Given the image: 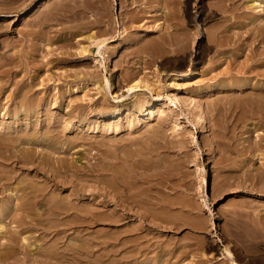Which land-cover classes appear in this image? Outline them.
Returning a JSON list of instances; mask_svg holds the SVG:
<instances>
[{
  "label": "rangeland",
  "instance_id": "obj_1",
  "mask_svg": "<svg viewBox=\"0 0 264 264\" xmlns=\"http://www.w3.org/2000/svg\"><path fill=\"white\" fill-rule=\"evenodd\" d=\"M262 1L264 0H259L262 7L255 10L256 7L251 6L252 0H0V88L3 89L0 91L1 123L16 121L12 113L15 105L13 102L16 103L14 99L17 97L15 93L19 90L17 86H21L19 82L22 83L26 77L37 73L41 77L36 80L35 90H41V93L44 89L42 80L49 74L53 76V81L46 84H51L52 87L47 97L58 95L63 100L76 88L81 92L76 95L79 103L85 102V96L91 95L90 97L100 98L99 103L107 113L117 112L119 109L118 112L122 113L134 108L135 102L142 101L141 98L144 103H149L146 102L145 105H152L156 102V97L163 95L162 103L165 107L162 106L161 109L163 111L167 108L164 114H155L154 120L133 132L123 129V133L116 137L119 139L90 133L84 125H81L83 130L64 129L61 133L62 128H65L63 126L60 127L61 136L55 138L57 141L59 139V145L54 150H47L41 145L25 144L21 149L16 148V145L8 146L13 158L16 153L19 155L17 149L28 148L32 153L28 155L34 154V159L39 161V165L34 166L14 165V160L5 156L8 149L7 140L3 138L9 132L0 133L3 136H0V140L6 146H0L3 147L1 152H4H0L3 156L0 158H7L0 161V172L3 171L0 173L3 181L1 184L4 183L9 188L7 191H0V212L7 204L12 209L0 213V223L5 225L0 229V264H123L118 252L112 255L116 250L111 245L116 244L117 235L124 227L123 231L133 225L134 231L127 229V234H137L143 241L139 243L145 244V249L146 243L148 250L153 243L156 245L147 250L151 255L148 258L155 259V262L150 260L147 264H235L233 257L226 252L227 248L234 253L238 264H264V96L257 93L259 87L252 89V86H247L242 81L244 76H255L256 71L260 75L252 79V84L264 81V54H258V50L253 55L250 54L252 48L253 51L259 48V51L264 50V33L262 31L263 34H260L261 31L248 24L249 17L256 14L261 16L257 10L264 9ZM157 25L162 26L161 30L156 28ZM176 33L185 36L186 43L174 41ZM92 34L97 36V41L109 39V44L101 54L94 42L87 40ZM81 47H90L88 53L91 52L90 56L96 57L101 65L92 67L88 59L91 57L88 53V56L82 54ZM257 59L258 62L255 61ZM248 62L256 70L245 73L244 66ZM241 64L242 70L239 69ZM188 68L197 71L195 77L173 83L172 78L186 72ZM63 70L68 71L64 73ZM87 71H94L103 85L109 79L112 91L108 94L104 91L100 95L93 86L83 88L74 79H64V76L73 77ZM140 74L150 82L153 89L141 90L137 96L131 95L126 90ZM154 82L158 83L157 87ZM54 86H57L55 92ZM63 89L65 94L61 93ZM44 93L45 91L43 95ZM180 97L184 104L177 109L172 103ZM162 103L160 102L161 105ZM89 108L97 109L96 106ZM140 113L137 111V115ZM44 120L45 118L42 121ZM18 126L24 128V125H14V135ZM66 142L62 149L61 144ZM106 150L113 151L112 155ZM131 153L133 156H130ZM47 154H50V159ZM59 160L67 165H75L66 172L57 171ZM85 165L89 168L84 167ZM95 165L98 167L97 172L92 175L89 169ZM99 165L107 174L111 171L112 175L123 172L124 177L117 174V177L124 179L123 182L121 179L117 184L111 181L109 183H114L111 187V184H107L109 179L106 182L100 175L101 172L106 173ZM2 166H6L7 170ZM35 168H40L39 172ZM128 172L136 177L141 174L139 179L133 176L131 178ZM125 173L128 178H125ZM111 174L109 175L112 176ZM55 176L58 178L55 179ZM89 177L94 179L90 181ZM81 179L85 184L80 182ZM126 179L131 181L130 185L124 184ZM76 180L84 184L85 188ZM62 181L66 182L65 185ZM138 182L139 187L142 186L140 192L137 190L139 187H135L136 190L133 188L135 184L139 185ZM27 186L37 189L39 197H35L38 193L32 194L26 200L24 188ZM130 187L134 192L130 191ZM107 188H113V192ZM114 188L122 192L121 197L126 198H122L124 201L116 191L118 189ZM77 189H80L79 192ZM137 191L138 194H135ZM126 192L137 198L142 196L143 200L137 201L134 197L136 202H130ZM11 194L14 199L9 197ZM110 194L116 195V198ZM32 197L39 201L36 203ZM20 201L30 208L29 215L23 212L24 206L18 205ZM125 202H129V205ZM120 204L125 206V211L127 209L129 212V206L132 208L129 212L132 217L125 221L127 223L123 227H118V222L112 223L116 228L114 225H106L111 223L108 216L113 212L118 215L113 213L110 216L112 218L124 217V209ZM48 205H51V211ZM78 213L88 216L83 219L93 221L80 225L82 218L76 215ZM135 227L139 230L135 231ZM144 260V257H138L135 263L144 264ZM166 260L169 261L166 263Z\"/></svg>",
  "mask_w": 264,
  "mask_h": 264
},
{
  "label": "bare ground",
  "instance_id": "obj_2",
  "mask_svg": "<svg viewBox=\"0 0 264 264\" xmlns=\"http://www.w3.org/2000/svg\"><path fill=\"white\" fill-rule=\"evenodd\" d=\"M250 1V0H249ZM262 2H264V1H262ZM43 5V4H42ZM251 6H255L256 8H255V10L256 9H258L259 7H262V3L261 2H259V0H252V3H251ZM257 12L258 13H260L261 14V16H258L257 14L256 15H253V16H251V17H249V25H250V27H252L253 29H257V30H259V31H261V32H259L260 34L262 33V31H263V33H264V9L263 10H257ZM162 26H160V25H157L156 26V28L157 29H160ZM179 28V27H178ZM181 30H182V28H180ZM161 30V29H160ZM180 30V31H181ZM111 31V30H110ZM182 32V31H181ZM256 32V31H255ZM184 33V32H183ZM262 33V34H263ZM177 34V33H176ZM175 34V35H176ZM174 35V36H175ZM261 36H263V35H261ZM97 37V36H96ZM95 36H94V34H92L91 36L89 35V37L87 38V40L89 39L90 41H93L94 42V45H96L97 46V48H98V52L101 54V52H102V50L104 49V47L105 46H107L108 44H109V39H103V41L101 42V41H97V40H95V38H96ZM184 37L185 36H182L180 33H178L177 34V38L176 39H174V41H177L178 43H186V41H184ZM255 37H256V35H255ZM171 38V37H170ZM186 39V38H185ZM258 39V38H257ZM256 39V40H257ZM88 40V41H89ZM102 40V39H101ZM112 40V39H111ZM170 40H172V38L170 39ZM259 40V39H258ZM89 41V42H90ZM165 41V40H164ZM173 41V40H172ZM184 41V42H183ZM263 41V40H262ZM261 41V42H262ZM93 42H90V43H93ZM111 42H113V41H111ZM176 42V43H177ZM256 42L257 41H255V44H256ZM260 42V43H261ZM264 42V41H263ZM175 43V42H174ZM170 44V43H169ZM264 45V44H263ZM88 46V45H87ZM175 46V45H174ZM178 46V45H177ZM181 46H183V45H181ZM173 47V46H172ZM254 47H256V46H254ZM263 47V46H262ZM82 49V54H87L89 51H90V47H81ZM176 48V47H175ZM252 48V47H251ZM257 48V47H256ZM79 49V48H78ZM95 49V48H94ZM253 49V48H252ZM252 49H250L251 51V53L250 54H254L257 50H258V54L259 53H261L262 55L264 54V50L262 49V50H260L259 51V49H261V48H259V49H254V51L252 50ZM178 50H179V48H178ZM240 50V49H239ZM36 51V50H35ZM97 51V50H96ZM245 51V50H244ZM97 52V53H98ZM38 53H40V52H38ZM94 53V52H93ZM98 53V54H99ZM89 54V53H88ZM88 54H87V56H88ZM90 54H91V52H90ZM90 54H89V56H90ZM100 54H99V56H100ZM260 54V55H261ZM257 55V54H256ZM261 55V56H262ZM34 56V55H33ZM86 56V55H85ZM258 56V55H257ZM264 56V55H263ZM91 57V56H90ZM98 57V56H97ZM256 57V56H255ZM260 57V56H259ZM258 57V58H259ZM85 58V57H84ZM88 58V57H87ZM257 58V57H256ZM12 59H14V58H12ZM89 60H90V64H92V67H99L100 65H101V62L96 58V57H91V59L90 58H88ZM200 59V58H199ZM237 60V59H236ZM254 60V59H253ZM252 60V61H253ZM198 61V60H197ZM241 61V60H240ZM251 61V62H252ZM256 62H258V59L257 60H255ZM254 62V61H253ZM252 62V63H253ZM49 63V62H48ZM239 63V62H238ZM61 64V63H60ZM142 64V63H141ZM254 64V63H253ZM6 65V64H5ZM59 65V64H58ZM72 65V64H71ZM136 65V64H135ZM238 65V64H237ZM252 65V64H251ZM258 65H260V64H258ZM11 66V65H10ZM61 66H63V64L61 65ZM240 66H242V64L240 65ZM36 67V66H35ZM64 68H65V66H63ZM71 67V66H70ZM190 67V66H189ZM195 67V66H194ZM263 67V66H262ZM14 68V67H13ZM63 68V69H64ZM68 68V67H67ZM241 68H243V66L242 67H240L239 69H241ZM258 68V67H257ZM259 68H261V67H259ZM264 68V67H263ZM66 69V68H65ZM79 70V69H78ZM137 70H139V69H137ZM136 70V71H137ZM141 70V69H140ZM242 70V69H241ZM252 70H256L255 69V67L252 65V66H250L249 65V62L247 63V65L245 64V66H244V70H243V72H250V71H252ZM262 70H264V69H262ZM66 71H68V70H66ZM65 71V72H66ZM143 71V70H142ZM238 71V70H237ZM236 71V72H237ZM63 72H64V70H63ZM64 72V73H65ZM241 72V71H240ZM239 72V73H240ZM253 72H255V71H253ZM233 73V72H232ZM235 73V72H234ZM263 73V72H262ZM55 74V73H54ZM197 74V71H195L194 69H192V68H188V70L186 71V72H183V73H181V74H177L176 75V77L173 79L172 78V81H173V83L175 82V81H187V80H191L192 78H194L195 77V75ZM252 74V73H251ZM250 74V75H251ZM255 74V76H251V77H247V78H244V77H246V76H244L243 77V75H246V74H243L242 75V81L244 82L245 81V84L247 85V86H252V87H250V88H252V89H256L257 87H259V90L257 91V93H259V94H261V95H263L264 96V81L262 82V81H260L259 83H258V81H257V83H254V84H252V79H254V78H257V76H259L260 75V72H257L256 71V73H254ZM62 75V74H61ZM239 75V74H238ZM27 76H28V73H27ZM235 76H237V74H235ZM263 76V75H262ZM26 77V76H25ZM40 77H41V74H34V75H30L29 77H26L25 78V80H22V83L21 82H19L20 84H22L21 86H17V88H19V90L17 91V93H15V96H17V97H15L14 95V97H15V99L14 100H16L15 102L16 103H14L13 102V104H15L14 105V113H12L13 114V118H14V120L16 119V121L15 122H13L12 121V123H5V122H0V133H6V132H9V135L8 136H6L5 138H3V136H1V134H0V136L3 138V139H5V140H7V149H8V146L10 147V146H12V147H15V145H16V148H20L21 149V147H23L25 144H27V145H41V146H44L47 150L48 149H50V150H54V149H56L57 147H58V145H59V139H58V141L57 140H55V138H59V136H61L60 134L61 133H63V131H64V129H69V130H72V129H75V128H79L80 130H83V128L84 127H81V125H84L87 129L86 130H88V132H90V133H93V134H99V136H103V137H114V138H116V137H118L119 135H121L122 133H123V129L124 130H126V131H129V133H130V131L131 132H133L134 130H136L138 127H140V126H144V124H148L156 115L155 114H159L160 112H163V114H164V111L166 112V109L164 110L163 109V111H162V106H164V104L162 103L163 102V95H162V97L161 96H158V97H156V102H154V104H152V105H145V103L147 102H143V99L141 98L140 100H142V101H138V102H135V107L134 106H132V107H134V108H129V109H127L126 111H123L122 113L121 112H112V113H107L106 111H105V109H104V107L102 106V104H100L101 102L99 101L100 100V98H94L93 96L92 97H90V96H88L87 94V96H85L86 98H85V102H82V103H79L78 101V97L76 96V95H79V89H76V88H74L73 89V91H72V93H71V95L69 96V97H67V96H65L64 97V99L62 100V97H58V95H53L52 97H47V95H48V93L52 90L51 88L52 87H50V85L48 86V85H46L47 83H51L52 81H53V76L51 75V74H49L48 76H46V79H43L42 80V83L41 84H43L44 85V89L42 90L43 92L45 91V93H44V95H43V92L41 93V90L39 91V90H35V88H36V86H37V83H36V80L38 79V80H40ZM55 77H56V75H55ZM65 78L64 79H74V81H78L77 83L79 84L80 83V85H82L83 86V88H84V86H86L85 88H87V86H93V89L95 88V90L98 92V94H103L104 93V91L105 92H107V94H108V92L109 91H112V85L110 84V80L109 79H106V85L104 84H101V82H100V80H99V77L95 74V72L93 71L92 73L91 72H86V73H77V74H75V75H73V77L71 76V75H68V76H64ZM160 77V76H159ZM234 77V76H233ZM241 77V76H240ZM261 77V76H260ZM259 77V78H260ZM24 78V77H23ZM22 78V79H23ZM147 78V77H146ZM10 79V78H9ZM64 79H63V81H64ZM70 79H69V81H70ZM95 79V80H94ZM239 79V78H238ZM3 80V79H2ZM58 80H60V79H58ZM58 80H57V82H58ZM85 80V81H84ZM132 80V79H131ZM155 80V79H154ZM241 80V79H240ZM62 81V80H61ZM74 81H72V83L74 82ZM128 81V80H127ZM39 82V81H38ZM76 82H74V83H76ZM125 82V81H124ZM131 82V81H130ZM132 84L130 83V85L128 86V89L126 90V92H128V93H130L131 95H134V96H137V93L138 92H140L141 90H144V89H146V90H149V91H152L151 89H153L152 87H151V85L149 84L150 82H148L147 81V79H144V78H142L141 77V74H140V76H136L133 80H132ZM62 83V82H61ZM61 83H59V84H61ZM65 83H66V81H65ZM76 83V84H77ZM102 83H104L103 81H102ZM155 84L157 83V82H154ZM40 84V85H41ZM68 84H70V83H68ZM158 84V83H157ZM157 84H156V87H157ZM56 85V84H55ZM241 85V84H240ZM52 86H53V83H52ZM58 86H60V85H58ZM63 86V85H62ZM245 86V85H244ZM61 87V86H60ZM56 88H57V86H56ZM55 86H54V91L53 92H55ZM238 88V87H237ZM242 88V87H241ZM2 88H0V91L2 92V90H1ZM243 89V88H242ZM251 89V90H252ZM60 90V89H59ZM247 90H249V89H247ZM251 90H250V92H251ZM245 91V90H244ZM243 91V92H244ZM52 92V93H53ZM64 92H66L65 91V89H63L62 90V92L61 93H63V94H65ZM71 92V91H70ZM84 92V91H83ZM246 92H248V91H246ZM253 93H254V91H252ZM256 92V91H255ZM59 93V95H63V94H61L60 92H58ZM81 93V92H80ZM123 95V94H122ZM256 95V94H255ZM112 96H114V94L112 95ZM133 96V97H134ZM47 97V98H46ZM243 97V96H242ZM19 98V99H18ZM139 98V97H138ZM137 98V99H138ZM60 99V100H59ZM182 97H180V98H178L177 100H176V102H173L172 103V106L173 107H175V108H177L178 109V106H180V107H183V102H182ZM261 99V98H260ZM19 100V101H18ZM78 100V101H77ZM145 100V99H144ZM251 100V99H250ZM262 100H263V98H262ZM132 101V100H131ZM136 101V100H135ZM257 101V100H256ZM258 101H261V100H258ZM100 102V103H99ZM160 102L163 104V105H161L160 104ZM251 102V101H250ZM249 102V103H250ZM262 102V101H261ZM261 102H259V103H261ZM108 103V102H107ZM148 103V102H147ZM146 103V104H147ZM264 103V102H263ZM144 104V105H143ZM149 104V103H148ZM54 105H56V107L54 106ZM168 105V104H167ZM13 106V105H12ZM93 106H96L97 107V109L96 108H89V107H93ZM259 106V105H258ZM99 107V108H98ZM125 107V106H124ZM165 107V106H164ZM167 107V106H166ZM187 107V106H186ZM60 108V109H59ZM65 108H67L66 109V111L64 110ZM106 108V107H105ZM109 108V107H108ZM107 108V109H108ZM111 108V107H110ZM251 108V107H250ZM62 109V110H61ZM69 109V110H68ZM98 109H100V110H98ZM102 109V110H101ZM174 109V108H173ZM188 109V108H187ZM264 109V108H263ZM112 110V109H111ZM115 110H116V108H115ZM170 110V109H169ZM168 110V111H169ZM257 110V109H256ZM256 110H255V112H256ZM11 111V110H10ZM10 111H8V112H10ZM13 111V110H12ZM108 111V110H107ZM113 111H114V108H113ZM137 111H140L141 113L139 114V115H137ZM167 111V112H168ZM173 111V110H172ZM172 111H170V112H172ZM188 111V110H187ZM189 111H190V109H189ZM186 112V111H185ZM191 112V111H190ZM173 114H174V111L172 112ZM188 113V112H187ZM253 113H254V111H253ZM21 114H23V116H21ZM161 114V113H160ZM190 114V113H189ZM8 115H10V114H8ZM169 115V114H168ZM161 116V115H160ZM163 116V115H162ZM166 116V115H165ZM164 116V117H165ZM10 118V117H9ZM43 118H45V120L44 121H42L43 120ZM154 120V119H153ZM160 120H162V118L160 119ZM177 120V119H176ZM202 120V119H201ZM3 121H5V120H3ZM21 121V122H20ZM163 121V120H162ZM25 122V123H24ZM164 122V121H163ZM161 123V122H160ZM163 124V123H162ZM162 124H161V126H162ZM14 125H15V127H16V125H24V128L22 127V128H20L19 126H18V129L16 130L17 132H16V135H14L15 133H14V131H15V127H14ZM126 125V126H125ZM179 125V124H178ZM65 127V128H62L63 130L61 131V129H60V127ZM157 126H159V125H157ZM160 127V126H159ZM141 129V128H140ZM12 131V132H11ZM19 131V132H18ZM60 131H61V133H60ZM156 131H157V129H156ZM66 132V131H65ZM64 132V133H65ZM70 132V131H69ZM75 132H77V131H75ZM136 132V131H135ZM82 134V133H81ZM85 134V133H84ZM262 134V133H261ZM68 135V134H67ZM83 135V134H82ZM86 135V134H85ZM80 136V135H79ZM98 136V137H99ZM66 137H69V136H66ZM66 137H64V138H66ZM71 137V136H70ZM69 137V138H70ZM82 137V136H81ZM80 137V138H81ZM87 137V136H86ZM1 138V139H2ZM77 138H78V136H77ZM85 138V137H84ZM92 138V137H91ZM112 138H110L109 140H112ZM104 139V138H103ZM116 139H119V138H116ZM264 139V138H263ZM104 140H106V139H104ZM115 140V139H114ZM113 140V141H114ZM77 141H80V140H77ZM116 141V140H115ZM131 142V141H130ZM130 142H128V143H130ZM132 143V142H131ZM0 146H5V145H3L4 143H2V141L0 140ZM65 144H67V142L66 143H63V144H61V148L63 149V148H65ZM82 145H83V143H81ZM105 144H106V142H105ZM114 144V143H113ZM133 144V143H132ZM84 145H85V143H84ZM103 145V144H102ZM258 145V144H257ZM78 146V145H77ZM104 146V145H103ZM105 146H107V144L105 145ZM2 147V148H3ZM6 147V146H5ZM26 147V146H25ZM113 147V146H112ZM117 147V146H116ZM124 147V146H123ZM127 147V146H126ZM255 147V146H254ZM257 148H258V146H256ZM2 148H0V152H1V149ZM109 148V147H108ZM6 149V148H5ZM6 149V150H7ZM105 149V148H104ZM106 149H107V147H106ZM119 149H121V147L119 148ZM119 149H118V151H119ZM131 149H132V147H131ZM250 149V148H249ZM4 150V149H3ZM2 150V151H3ZM113 150V149H112ZM252 150V149H251ZM253 150H255V149H253ZM9 149H8V153L7 152H5L7 155H5V156H8L9 157V159H13L14 160V162H13V164L14 165H16V163L17 164H20V165H23L24 167L25 166H29V165H39L38 164V162L39 161H37V159H34V154L33 155H28V154H30L31 152L29 151V149L28 148H25V150H16V151H19V155H21V156H19V155H17V153L16 152H14V154L16 155V157L15 158H13V156H11V151H10V153H9ZM46 151V150H45ZM110 151V150H109ZM108 151V152H109ZM260 151V150H259ZM47 152V151H46ZM106 152H107V150H106ZM107 152V153H108ZM113 152V151H112ZM112 152H109V153H111V155H112ZM123 152V151H122ZM254 152V151H253ZM2 153H4V152H1V154ZM36 153V152H35ZM48 153V152H47ZM49 153H52V152H50L49 151ZM133 153V152H132ZM131 153V155L130 156H133V154ZM262 153V152H261ZM32 154V153H31ZM13 155V154H12ZM49 157H48V159H50L51 158V156H50V154H47ZM108 155V154H107ZM110 155V156H111ZM2 155H0V157H1ZM109 156V157H110ZM115 156V155H114ZM139 156V155H138ZM3 157V156H2ZM124 157V156H123ZM122 157V158H123ZM127 157H129L128 155H127ZM111 158V157H110ZM113 158V157H112ZM117 158V157H116ZM116 158H115V160H116ZM259 158V157H258ZM4 158H0V161L2 162V161H5V160H3ZM18 159V160H17ZM131 159V158H130ZM17 160V161H16ZM110 160V159H109ZM112 160V159H111ZM114 160V161H115ZM132 160H134V159H132ZM132 160H131V162H132ZM11 161V160H10ZM104 161H106V160H104ZM113 161V160H112ZM111 161V162H112ZM113 161V162H114ZM125 161H126V159H125ZM135 162H136V160H134ZM7 162H9V160L7 161ZM112 162V163H113ZM4 163H6V162H4ZM44 163V162H43ZM58 167L57 166H55V167H57L58 168V170L57 171H67V170H69V169H73V167H74V165L75 164H70V165H67V164H65L64 163V161L63 160H59L58 162ZM108 163H110V162H108ZM127 163V162H126ZM140 163V162H139ZM138 163V164H139ZM99 164V163H98ZM103 164V163H102ZM101 164V165H102ZM123 164H125V163H123ZM1 165V164H0ZM13 165V166H14ZM41 165V164H40ZM101 165H99V166H101ZM104 165V164H103ZM106 165H108L107 167H109V164H106ZM111 165V164H110ZM114 165H116V164H114ZM131 165V164H130ZM4 166V165H3ZM2 166V168H5V167H3ZM7 166H9V164L7 165ZM11 166V165H10ZM23 166H21L22 168H23ZM76 166H78L77 164H76ZM129 166V165H128ZM19 167V166H18ZM80 167V166H79ZM82 167V166H81ZM80 167V168H81ZM84 167H86V165L84 166ZM84 167H82V168H84ZM88 167V166H87ZM86 167V168H87ZM113 167V166H112ZM10 168V167H9ZM8 168V169H9ZM81 168V169H82ZM89 168V167H88ZM97 166L95 165V166H93V167H90V169H89V171H91V172H88V173H91L92 175L94 174V172L96 171L97 172ZM104 168H106L105 166H104ZM103 168V169H104ZM110 168V167H109ZM204 168H205V172H207L206 171V165H204ZM6 169V168H5ZM40 169V168H39ZM39 169H36L35 168V170L37 171V172H39ZM54 169V168H53ZM52 169V170H53ZM56 169V168H55ZM78 169V168H77ZM100 169L102 170V166L100 167ZM100 169H98V170H100ZM111 169V168H110ZM109 169V170H110ZM113 169V168H112ZM111 169V170H112ZM119 169V168H118ZM131 169H132V167H131ZM2 170V169H1ZM7 170V169H6ZM75 170V169H74ZM84 170H86L85 168H84ZM100 170V171H101ZM106 170V169H105ZM110 170V171H111ZM116 170H117V167H116ZM116 170H114V172H116ZM122 170H125V169H122ZM121 170V171H122ZM128 170H129V172H130V167H128ZM43 171V170H42ZM76 171V170H75ZM88 171V170H87ZM100 171H98V172H100ZM103 171V170H102ZM108 171V170H107ZM133 171V170H132ZM3 172V171H2ZM2 172H0V173H2ZM8 172V171H7ZM49 172V171H48ZM55 172H56V170H55ZM64 172V173H65ZM95 172V173H96ZM103 172H105V171H103ZM118 172V171H117ZM116 172V173H117ZM129 172H128V175H130L129 174ZM140 172V171H139ZM44 173V172H43ZM84 173L86 174V171H84ZM83 173V174H84ZM102 173V172H101ZM100 173V175H102V178H104V181H106L107 182V179H109V181H108V183L107 184H111V187H112V185L114 184H112V183H109V182H111V181H115V183L116 182H118V180L119 179H121L122 181L121 182H123V180L124 179H122L121 177H124V173L123 172H120V173H117V174H120V175H123V176H119V177H117V174H111V173H113V171H111L109 174H111L112 176H110L109 174H107L106 172V174H101ZM121 173H123V174H121ZM127 173V172H126ZM125 173V174H126ZM130 173H132V172H130ZM134 173V172H133ZM132 173V174H133ZM55 174V173H54ZM80 174H81V172H80ZM84 174V175H85ZM130 175L131 176V178H132V176L133 175ZM141 174V173H140ZM139 174V175H140ZM2 175V174H1ZM0 175V176H1ZM90 175V174H89ZM88 175V176H89ZM127 175V174H126ZM125 175V178H128V175L126 176ZM135 175H137V173L135 174ZM139 175H137V177L136 176H133V177H136V178H138L139 179ZM147 175V174H146ZM260 175V174H259ZM259 175H258V177H259ZM262 175L264 176V174L262 173ZM7 176V175H6ZM87 176V177H88ZM95 176H97L96 174H95ZM95 176H93V177H95ZM130 176H129V180H130ZM262 176V177H263ZM2 177V176H1ZM0 177V191L1 190H5V191H7L8 189H7V185L6 184H1V182H3V181H1L2 180V178ZM3 177H5V176H3ZM8 177V176H7ZM35 177V176H34ZM63 177V176H62ZM73 177V176H72ZM79 177H80V175H79ZM85 177V179H86V175L84 176ZM84 177H83V180H85L84 179ZM93 177H91V179L93 178ZM256 177H257V175H256ZM256 177H255V179H256ZM257 177V179H260V177H261V175H260V177L258 178ZM261 177V178H262ZM12 177H10V179H11ZM56 178H58V177H56L55 176V179ZM75 178V177H74ZM97 178V177H96ZM99 178H101V177H99ZM102 178H101V180H102ZM54 179V180H55ZM80 179V178H79ZM78 179V180H79ZM91 179H90V177H89V180L91 181ZM94 179V178H93ZM106 179V180H105ZM143 179V178H142ZM12 180V179H11ZM58 180V179H57ZM71 180V179H70ZM78 180H76L79 184H80V186L81 187H83V185L85 184L83 181H82V179H81V181L80 182H83L84 184L82 185ZM95 180H97V179H95ZM100 180V179H99ZM100 180V181H101ZM127 180V179H126ZM125 180V182L126 183H124V184H128L129 182H131V181H129V180H127L126 181ZM137 180V179H136ZM144 180H146L145 178H144ZM144 180H142V181H144ZM5 181H7V180H5ZM9 181V180H8ZM13 181V180H12ZM63 181H65L64 179H63ZM62 181V184L63 185H65V183ZM75 181V180H74ZM85 181H87V180H85ZM98 181V180H97ZM120 181V180H119ZM260 181H262L263 182V180H260ZM72 182H73V179H72ZM71 181H70V183H72ZM103 182V181H102ZM121 182H119V183H121ZM255 182H256V180H255ZM8 183V182H7ZM74 183V182H73ZM78 183H76V184H78ZM88 183V182H87ZM92 183V182H91ZM105 183V182H104ZM132 183H133V180H132ZM132 183H131V185H132ZM135 183V182H134ZM145 183V182H144ZM75 184V183H74ZM73 184V185H74ZM117 184V183H116ZM138 184H139V182H138ZM55 185V184H54ZM58 185V184H57ZM89 185V184H88ZM106 185V184H105ZM119 185V184H118ZM129 185H130V183H129ZM128 185V186H129ZM135 185H137V184H135ZM134 185V190H136L135 189V187H139L140 186V184L138 185V186H135ZM53 186V185H52ZM125 186V185H124ZM86 187H87V185H86ZM90 187V186H89ZM101 187H102V185H101ZM107 187H109V186H107ZM114 187V186H113ZM116 187H117V185H116ZM120 188H121V186H119ZM142 187V186H141ZM141 187H139L137 190L140 192V188ZM76 188V187H75ZM78 188V187H77ZM83 188H85V187H83ZM106 188V187H105ZM110 188V187H109ZM123 188V187H122ZM124 188H126V186L124 187ZM48 189H49V187H48ZM82 189V188H81ZM108 189V188H107ZM114 189H118V188H114ZM127 189H128V187H127ZM126 189V190H127ZM129 189H132L131 187L129 188ZM140 189V190H139ZM13 190H15V189H12V191ZM24 190H25V193H26V200H28V199H30V197L32 196V194H37L35 197L37 198V196L39 197V191H36L37 189H35L34 187H26V188H24ZM50 190V189H49ZM48 190V191H49ZM78 190V189H77ZM80 190V189H79ZM79 190H78V192H79ZM108 190H111V189H108ZM17 191V190H16ZM83 191V189L81 190V192ZM102 191H103V188H102ZM112 192H113V188H112V190H111ZM117 192H119L120 193V191H119V189L118 190H116ZM115 190H114V192L117 194V192H116ZM121 191H123V190H121ZM128 191V190H127ZM131 192H134L133 191V189L132 190H130ZM138 191H137V193L135 192V194H138ZM119 193L117 194V195H119ZM122 193V192H121ZM121 193H120V197H121ZM123 193H125V192H123ZM126 193H130V192H126ZM108 194H109V192H108ZM107 194V195H108ZM127 194V196L129 197V199H130V202L132 201V200H134V197H135V195L134 194H132V193H130L129 195ZM140 194V193H139ZM144 194V193H143ZM59 195V194H58ZM110 195H112V194H110ZM114 195V194H113ZM112 195V196H113ZM116 196V195H115ZM115 196H113V197H115ZM122 196H123V194H122ZM124 196H126V195H124ZM139 196V195H138ZM144 196V195H143ZM145 196H147V194L145 195ZM10 198H13L14 199V196L11 194L10 196H9ZM35 197H32L33 198V200H35L36 201V203L39 201V200H37V199H35ZM120 197H119V199H120ZM127 197V198H128ZM148 197V196H147ZM147 197H145V198H147ZM28 198V199H27ZM108 198V197H107ZM106 198V199H107ZM116 198V197H115ZM122 198H125V197H121V200L122 201H124ZM135 198H137V197H135ZM144 198V199H145ZM119 199H116V200H119ZM126 199V198H125ZM140 199H142V196H141V198H137V201L138 200H140ZM152 200H153V198H151ZM52 200V199H51ZM77 200V199H76ZM108 200V199H107ZM111 200H112V198H111ZM111 200L109 201V202H111ZM115 200V199H114ZM136 200V199H135ZM133 201V202H136V201ZM143 200V199H142ZM145 200H147V199H145ZM144 200V201H145ZM152 200H150V201H152ZM18 201H19V199H18ZM125 201H127V200H125ZM9 202V201H8ZM21 202V201H20ZM106 202V201H105ZM117 202V201H116ZM119 202H121V201H119ZM119 202H118V205H119ZM153 202V201H152ZM7 203V202H6ZM85 203V202H84ZM83 203V204H84ZM108 203V202H107ZM122 203V202H121ZM124 203V202H123ZM122 203V204H123ZM127 203H128V205H129V202H125V204L127 205ZM149 203V202H148ZM11 204V203H10ZM122 204H120L121 205V207H122ZM134 204V203H133ZM139 204H141V203H139ZM139 204H136V205H139ZM143 204L145 205V203L143 202ZM19 206L21 205V206H24V209H22L23 210V212L25 213V214H28L29 215V213H31V210H30V208L29 207H27L25 204H23L22 202L20 203V204H18ZM94 205V204H93ZM106 205V204H105ZM114 205H115V203H114ZM127 205V206H128ZM132 205V204H131ZM153 205V204H152ZM6 206V205H5ZM7 206H8V204H7ZM5 207L3 210H1V212H3V213H5L6 211H11L12 209H10V207ZM10 206V205H9ZM71 206V205H70ZM92 206V205H91ZM49 207H51V205H48V208ZM96 207V206H95ZM98 207V206H97ZM116 207H117V205H116ZM120 207V208H121ZM125 207V206H124ZM124 207H122L123 209H124ZM141 207V206H140ZM143 207V206H142ZM22 208V207H21ZM77 208V207H76ZM94 208V207H93ZM117 208H119V207H117ZM128 208V207H127ZM131 207L129 206V212H130V210H132V208L130 209ZM134 208V207H133ZM138 208H139V206H138ZM137 208V209H138ZM150 208V207H149ZM77 209H80V208H77ZM76 209V210H77ZM82 209V208H81ZM80 209V210H81ZM87 209V208H86ZM137 209H135L136 211H137ZM143 209V208H142ZM147 209V208H146ZM20 210V209H19ZM49 210L51 211V209L49 208ZM79 210V211H80ZM91 210V209H90ZM118 210H120V209H118ZM122 210V209H121ZM149 210H152V209H148V211ZM75 211V210H74ZM78 211V212H79ZM108 211V210H107ZM115 211V210H114ZM153 211V210H152ZM151 211V212H152ZM0 212V213H1ZM20 212V211H19ZM59 212V211H58ZM70 212V211H69ZM82 212V211H81ZM112 212V211H111ZM125 214H123L124 215V217L123 216H119V217H116V218H112V217H110L113 213L115 214L116 212H113V213H111L110 214V212H109V214H110V216H108L110 219H109V221L111 222V223H106V225H114V224H112V223H119V225H118V227H123L127 222H125L128 218H130V217H132V216H129L130 215V213L127 211V209H126V211H125V209H124V211H123ZM122 212V213H123ZM141 212V211H140ZM154 212V211H153ZM65 213H66V211H65ZM75 213V212H74ZM133 213H135V211L133 212ZM132 213V214H133ZM144 213V212H143ZM82 214H85L86 215V213H84V211L82 212ZM102 214V213H101ZM101 214H100V217H101ZM105 214V213H104ZM120 214V213H119ZM136 214L137 213H135V216H136ZM147 214H150V213H147ZM20 215V214H19ZM76 215H78V216H80V218H82V220H80V225H81V223L83 224V223H87L88 221L87 220H85V219H83L84 217H88V216H82L81 215V213L79 214H76ZM92 215H93V213H92ZM103 215V214H102ZM106 215V214H105ZM116 215V214H115ZM117 215H118V213H117ZM116 215V216H117ZM143 215H146V214H143ZM61 216V215H60ZM151 216V215H150ZM17 217V216H16ZM15 217V218H16ZM19 217V216H18ZM103 217V216H102ZM105 217V216H104ZM107 217V218H108ZM113 217H115V216H113ZM134 217V216H133ZM146 217V216H145ZM155 217V219H156V216H154ZM153 217V218H154ZM159 217V216H158ZM60 218V217H59ZM94 218V217H93ZM107 218H105L106 220H107ZM163 218V217H162ZM101 219H103V218H101ZM105 219H103V220H105ZM144 219H146V218H144ZM147 219H150V218H148L147 217ZM146 219V220H147ZM15 220H17V219H15ZM95 220V219H94ZM93 221V220H92ZM92 221H89V223H91ZM96 221V220H95ZM101 221V220H100ZM97 222V221H96ZM149 222V221H148ZM78 223V224H79ZM94 223V222H93ZM103 223H104V221H103ZM117 223V224H118ZM53 224V223H52ZM66 224V223H65ZM64 224V225H65ZM69 224V223H68ZM128 224H129V221H128ZM150 224H151V222H150ZM63 225V226H64ZM77 225V224H76ZM87 225H89V224H87ZM3 226L5 227V225H3L2 223H0V229H3ZM128 226V225H127ZM134 226V225H133ZM133 226H131V228H127L126 227V230L125 231H123L124 229H125V227H124V229L123 230H121V232L120 231H118V232H120L119 233V235H117V238H116V244L114 243H112L113 245H111V248H113V249H115L116 251H113L112 252V255L114 256L115 254H113L114 252L115 253H119V260H122L123 261V264H138V263H135V261H137V259H138V257H144L145 258V260L144 261H142L144 264H147V263H149V261L150 260H153L152 258L151 259H149L148 258V256L150 255L148 252H147V246H148V243H146L147 245H146V249H145V247L143 246V245H145V244H142V240L140 239V237H138L137 236V234H130L129 233V231H128V233L129 234H127L126 232H127V229H130V230H132L133 228ZM141 226V225H140ZM61 227V226H60ZM68 227V226H67ZM70 227V226H69ZM83 227V226H82ZM93 227V226H92ZM114 227H115V225H114ZM150 227V226H149ZM116 228V227H115ZM138 228H141V227H139L138 226ZM137 227H135L134 229H137V230H135V231H138L139 229H138ZM151 228V227H150ZM55 229V228H54ZM118 229V228H117ZM48 230V229H47ZM114 230V229H113ZM144 230V229H143ZM146 230H148V228L146 229ZM51 231V230H50ZM58 231V230H57ZM63 231V230H62ZM62 231H61V233H62ZM116 231V232H117ZM132 231H134V230H132ZM141 231V230H140ZM149 231V230H148ZM147 231V232H148ZM60 232V231H59ZM115 232V233H116ZM64 233H66V232H64ZM136 233V232H135ZM150 233V232H149ZM151 234V233H150ZM62 235V234H61ZM79 235V234H78ZM114 235V234H113ZM112 235V236H113ZM143 235V234H142ZM148 235V234H147ZM59 236V235H58ZM111 236V237H112ZM116 236V235H115ZM115 236H113V237H115ZM140 236V235H139ZM144 236H145V234H144ZM146 237V236H145ZM151 237V236H150ZM56 238H58L57 236H56ZM85 238V237H84ZM88 238V237H87ZM152 238V237H151ZM14 239V238H13ZM25 240L27 239V238H24ZM44 239V238H43ZM140 239V240H139ZM144 239V238H143ZM149 239V238H148ZM15 240V239H14ZM23 240V239H22ZM89 240V239H88ZM112 241H113V239H111ZM146 240H147V237H146ZM97 241V240H96ZM108 241V240H107ZM114 241H115V239H114ZM139 241H142L141 243H139ZM99 242H101V241H99ZM149 242V241H148ZM152 242V241H151ZM156 242V241H155ZM160 242V241H159ZM104 243V242H103ZM108 243V242H107ZM158 242H156V244H157ZM65 244V243H64ZM142 244V245H141ZM59 245V244H58ZM104 245V244H103ZM153 245H154V243H153ZM153 245H152V247H153ZM161 245V244H160ZM89 246V245H88ZM105 246V245H104ZM154 246H156V245H154ZM74 247V246H73ZM151 247V245L149 246V248ZM151 247V248H152ZM159 247V246H158ZM37 248V247H36ZM110 248V249H111ZM150 248V249H151ZM162 248V247H161ZM66 249V248H65ZM109 249V248H108ZM149 249V250H150ZM169 249V248H168ZM148 250V251H149ZM155 250H156V247H155ZM158 250V249H157ZM163 250V249H162ZM176 250V249H175ZM12 250H10V252H11ZM42 251V249L40 250V252ZM87 251V250H86ZM85 251V252H86ZM108 251V250H107ZM153 251V250H152ZM157 252V251H156ZM159 252V251H158ZM157 252V253H158ZM161 252H163V251H161ZM172 252V251H171ZM171 252H170V255H171ZM226 252L231 256V257H233V262H235V264H238L236 261H235V255H234V253L231 251V250H229L228 248L226 249ZM1 253V252H0ZM4 253V252H3ZM9 253V252H8ZM7 253V254H8ZM12 253V252H11ZM153 254H154V252H152ZM164 253V252H163ZM162 253V254H163ZM169 253V252H168ZM174 253V252H173ZM91 254V253H90ZM175 254V253H174ZM6 255V254H5ZM9 255V254H8ZM16 255V254H15ZM15 255H14V258H15ZM26 255V254H25ZM41 255V254H40ZM111 255V254H110ZM169 255V254H168ZM35 256V255H34ZM38 256V255H37ZM112 256V257H113ZM116 256H118V254L116 255ZM138 256V257H137ZM151 256V255H150ZM149 256V257H150ZM161 256V255H160ZM164 256H165V253H164ZM175 256V255H174ZM40 257V256H39ZM56 257V256H55ZM64 257H66V256H64ZM152 257H154V256H152ZM239 257V256H238ZM237 257V258H238ZM11 258H13V257H11ZM11 258H9V259H11ZM13 258V259H14ZM41 258V257H40ZM118 258V257H117ZM156 258V257H155ZM165 258H166V256H165ZM5 259H7V258H5ZM8 259V260H9ZM157 259V258H156ZM47 260H49V259H47ZM116 260V259H115ZM59 261V260H58ZM116 261H118V260H116ZM154 262H155V259L153 260ZM152 261V262H153ZM163 261V260H162ZM167 261H169V260H166V263H167ZM45 262V261H44ZM81 262V261H80ZM119 262V261H118ZM151 262V263H152ZM165 262V261H164ZM171 262V261H170ZM2 263H3V261H2ZM51 263H52V261H51ZM122 263V262H121ZM120 263V264H121ZM140 263V262H139ZM169 263V262H168ZM4 264V263H3ZM153 264V263H152Z\"/></svg>",
  "mask_w": 264,
  "mask_h": 264
}]
</instances>
